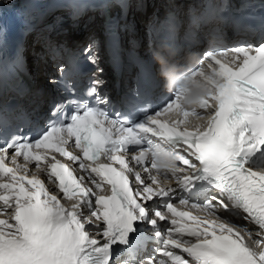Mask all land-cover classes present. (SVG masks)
<instances>
[{
	"label": "snow or ice",
	"instance_id": "6c2138e0",
	"mask_svg": "<svg viewBox=\"0 0 264 264\" xmlns=\"http://www.w3.org/2000/svg\"><path fill=\"white\" fill-rule=\"evenodd\" d=\"M222 12L190 15L189 41L227 25ZM167 47L171 94L142 119L111 110L92 40L78 54L95 67L87 91L63 81L46 130L0 137V264H264V40L210 48L186 71ZM149 231L168 260L146 253Z\"/></svg>",
	"mask_w": 264,
	"mask_h": 264
},
{
	"label": "bare ground",
	"instance_id": "6f19581e",
	"mask_svg": "<svg viewBox=\"0 0 264 264\" xmlns=\"http://www.w3.org/2000/svg\"><path fill=\"white\" fill-rule=\"evenodd\" d=\"M12 2H15L18 0H11ZM153 2H155V5L158 6H162L165 1L164 0H154ZM177 3H180V0L177 1ZM154 5V6H155ZM156 7V6H155ZM184 10L183 7L179 8L180 13ZM132 22L134 24L137 25V27L141 26V18L139 17L138 13L133 14L132 16ZM83 24H85V27L90 28L91 30H96L98 28V24L96 23V21H91V22H82L80 24V27L83 26ZM74 27V23L72 21H70L68 24H66L62 29H65L70 35L75 34L73 30ZM86 32V30H85ZM83 36V33L76 35V38L79 39ZM198 50V47H194L192 49V53H195V51ZM200 50V49H199ZM190 55V54H188ZM45 65L42 63L40 58H30L28 59V69L31 73V83L32 86L30 88V98L28 103H33V104H40L45 98H47L48 96V91L47 88L44 86L43 84V79H42V71L44 70ZM109 77L107 78V83L109 82ZM37 92H39L40 94L37 95Z\"/></svg>",
	"mask_w": 264,
	"mask_h": 264
},
{
	"label": "rangeland",
	"instance_id": "374dc122",
	"mask_svg": "<svg viewBox=\"0 0 264 264\" xmlns=\"http://www.w3.org/2000/svg\"><path fill=\"white\" fill-rule=\"evenodd\" d=\"M11 1V0H10ZM12 2V1H11Z\"/></svg>",
	"mask_w": 264,
	"mask_h": 264
}]
</instances>
